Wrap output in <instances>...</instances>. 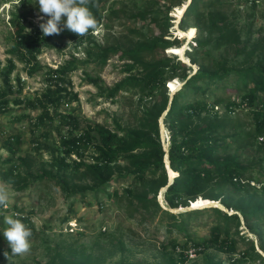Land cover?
<instances>
[{"label":"trees","instance_id":"trees-1","mask_svg":"<svg viewBox=\"0 0 264 264\" xmlns=\"http://www.w3.org/2000/svg\"><path fill=\"white\" fill-rule=\"evenodd\" d=\"M105 1L95 0V6L89 5L98 25H102L105 19L102 8ZM216 1L190 0L184 11L180 28L192 26L188 24L192 20L194 26L200 27L203 32L196 39L193 50L185 53L191 61L188 64L177 54L168 57L165 53L166 48L180 42L177 37H166L172 25L168 15L162 21L158 20L159 16H154L153 23L160 29L158 35L129 44L115 42L100 45L94 40L91 30L83 37L67 29L59 35L44 36L39 25L33 21L39 14L38 9L28 8V0H21L24 8L10 18L13 30L8 53L11 55L7 63L0 66V111L7 110L11 103L23 105L26 110H39L33 125L51 126L58 121L56 129L59 139L56 144L47 141L44 144L49 152L46 165L50 170L44 168L40 174L31 173L30 168L20 170L23 165L32 167L34 160L28 154L18 155L12 166L0 172L3 178L17 184L20 190L49 178L61 185L67 197H86L90 192L98 195L114 181L132 178V182L123 188L129 198V216L133 217L135 211L142 213L144 218L161 214L172 226L186 234L190 220L204 213L203 210L175 212L173 209L187 208L199 196L219 200L222 208L210 207L216 218L210 227L209 237L201 244L192 241L198 254L206 247L233 254L239 239H246L240 233L243 225L262 237L264 187L251 184L258 178L251 174L250 165L256 162L263 166L264 156L258 161H246L239 151L255 140L264 143V47L259 43L250 46L242 43L237 25L228 13L223 8H213ZM250 3L255 6L257 0H250ZM175 4L180 5V2ZM115 14L117 11L112 8L108 15ZM135 15L145 18L147 11L141 10ZM70 41L94 44L97 51L92 52L90 48L88 55L101 64L112 54H118L121 59L131 60L125 63V71L140 68L139 74L131 73L112 87L104 86L99 75L87 73L85 76L88 84L97 87V95L105 99L114 100L121 91L135 89L140 99L146 100L136 125L123 126L115 120V128H109L101 122L80 117L74 111L60 110L66 102L80 101L79 92L74 90L69 74L87 60L79 61L75 57L57 68L46 67L47 83L41 92H36L32 97L16 96L10 99L9 94L14 87L12 75L18 62L32 76L45 68L39 59L44 47L62 49ZM211 43L217 48L223 45L235 47L236 57L233 61L220 59L209 51L201 55L199 49ZM156 50L162 53V58L149 57ZM192 64L199 65L195 72H192ZM176 77L183 84L171 96L167 83ZM16 79L17 92L20 93L24 88L23 83L20 76ZM231 90L236 91V96L227 94ZM222 105L225 111L221 114ZM240 108L248 109L253 120L250 128L244 127L231 115ZM24 117H29V114L19 116ZM161 118L170 133L168 148L164 147L161 139ZM45 135L48 137L49 133ZM11 136H14V140H11ZM260 137H263V141H260ZM8 141L7 148L11 155L7 163L12 162L18 153L15 144L20 143V136L9 135ZM35 145L40 148L42 142ZM258 148L262 150L264 144H259ZM168 166L177 172L171 183ZM78 175L89 179L88 182L76 181ZM163 188H166L164 199L167 208L162 207L158 200ZM112 195L119 196L120 190L115 188ZM70 210L73 211L72 206ZM70 218L71 213L64 220ZM21 220L26 224L30 218L23 217ZM31 230L34 233L35 230ZM247 241L250 247L242 252L243 256L233 258L229 264H246V261L264 264V255L255 249L253 239ZM172 244L175 250L179 249L176 242ZM261 248L264 249V245ZM188 249L189 246H186L180 252L182 261L188 259ZM71 259L74 264H93L92 254L83 253L78 258L74 255ZM168 262L177 264L172 255Z\"/></svg>","mask_w":264,"mask_h":264},{"label":"rangeland","instance_id":"rangeland-1","mask_svg":"<svg viewBox=\"0 0 264 264\" xmlns=\"http://www.w3.org/2000/svg\"><path fill=\"white\" fill-rule=\"evenodd\" d=\"M186 1L106 0L102 5L105 14L104 22L102 25H98L94 32L91 31V34L100 45L114 44L115 42L129 44L141 38L147 39L158 35L160 29L156 23H153V18L159 16L158 20L162 21L168 15L172 25L169 27V35L166 37L170 39L177 37L180 42L179 45L174 46H185V53L188 50L191 52L197 42L196 39L201 37L203 32L200 27L194 26V21L190 20L188 24L196 28V36L188 41L186 37L178 35L177 28L180 27L181 19L177 22L175 9L184 5ZM177 2H180V5H176ZM216 2L217 4L213 5V8H223L228 13L231 20L237 25L242 43H247L249 46L259 43L264 47V0H257L255 6L250 3V0H217ZM23 8L21 0H0V66L5 65L7 58L11 55L8 53L11 46V31L13 30L10 18L13 13L19 12ZM28 8H36L39 11L36 0H28ZM112 8L116 9L117 14L108 15ZM145 9L147 11L145 18L135 15ZM33 21L39 25L37 17L33 18ZM70 42L72 43L68 42L62 49L44 47L39 59L45 68L32 76L27 73L24 65L18 62L17 69L12 75L14 87L9 94L10 99L16 96L32 97L36 92H41L47 83L46 67L57 68L60 64L75 57L79 61L87 60L85 63H80L79 67L69 74L74 90L79 92L80 101L70 102L69 106L64 104L60 110L74 111L80 117L101 122L109 128H115V120L123 126L136 125L146 100H141L135 89L121 91L114 100L105 99L97 95V87L88 84L85 81V76L87 73L92 76L99 75L104 81V86L112 87L131 73L139 74L140 68H136L132 72L125 71V63L131 62V60L121 59L118 54H112L104 64H101L88 55L90 48L92 52L97 51L94 44L88 41ZM199 50L201 55L209 51L216 58H225L230 61L236 57L235 47L223 45L217 48L214 43ZM165 53L168 57H171L173 53L176 54L170 52L168 48L165 49ZM178 55L185 61L180 54ZM162 56V53L156 50L149 57L162 58ZM192 66V72L199 68L198 64H192ZM17 76L21 77L24 87L20 93L17 92ZM179 80L183 84L180 78ZM1 85L4 87L2 82ZM167 87L170 90L168 83ZM219 92L221 93V91ZM227 94L234 97L236 91L231 90ZM224 111L225 106H220V113L222 114ZM25 114H29V117L19 118ZM38 114L39 110H26L23 105L19 106L15 103H11L7 110L0 111V172L12 166L18 155L26 154L32 156L34 165L32 167L23 165L20 170L25 171L30 168L33 174L42 173L44 168L50 170V167L46 165L49 160V152L44 144L46 141L49 144L58 142L59 135L56 129L58 121H55L51 126L35 127L33 122L36 121ZM231 115L238 119L244 127L252 126L253 120L248 109H237ZM46 132L49 133L48 137L45 135ZM63 132H66V128L63 129ZM11 134L19 135L20 143L15 144L18 148L15 159L7 163L6 160L11 155L7 148L8 138ZM169 134L167 124L164 120L161 121V139L165 148L170 143ZM38 142H42L40 148L35 145ZM259 144L264 143L255 140L249 147L241 148L239 152L242 159L258 161L264 156V148L260 150ZM250 166L251 174L258 178L251 184L263 188L264 165H257L256 162H253ZM75 180L85 183L89 179L78 175ZM131 182L132 178L119 179L114 181L106 191L99 192L98 195L90 192L86 197H67L61 185L52 179L45 178L20 190L17 189V184L3 178L0 173V183H4L9 192L7 205L0 208V264L9 262L4 253L6 251L11 253V248L3 236V229L6 227L5 216H12L16 219L29 217L30 220L26 222V225L35 230L31 237L30 251L21 256L11 257L12 264H74L71 258L74 255L78 258L83 253L93 255V264H173L168 262L171 255L177 264H216L217 262L229 264L233 258L243 256L242 252L250 247V243L247 241L249 238L253 239L255 249L264 255V249L261 248V245H264V223L261 225L262 237L243 225L240 233L244 234L246 239H239L233 254L206 247L202 253L195 255L192 241L201 244L209 237L210 227L216 218L215 213L210 209L213 206L199 208L204 213L190 220L187 227L188 234H186L172 226L169 220L162 217L161 214L144 218L142 213L135 211L134 216L130 217L129 198L123 188ZM115 188L120 190V195L110 196ZM158 200L162 207L167 208L162 190L158 194ZM191 205L192 203L189 207H192ZM71 206L74 212L70 210ZM189 209L198 208L185 210ZM70 213V219L73 220L74 226L70 225L68 220H64V217ZM22 222L24 223V221ZM242 223L244 224V221ZM173 242L177 243L179 249L175 250L172 247ZM186 246L190 248L189 257L182 261L180 252ZM245 263L263 264L259 261H246Z\"/></svg>","mask_w":264,"mask_h":264},{"label":"clouds","instance_id":"clouds-1","mask_svg":"<svg viewBox=\"0 0 264 264\" xmlns=\"http://www.w3.org/2000/svg\"><path fill=\"white\" fill-rule=\"evenodd\" d=\"M36 3L39 5L37 20L44 36L59 35L67 29L83 37L98 28V21L89 8V5L95 6V0H36ZM8 200V189L0 183V208L5 207ZM4 224L3 236L11 248V253L6 251L4 256L12 264L11 257L30 251L33 233L21 219L12 216H5Z\"/></svg>","mask_w":264,"mask_h":264},{"label":"bare ground","instance_id":"bare-ground-1","mask_svg":"<svg viewBox=\"0 0 264 264\" xmlns=\"http://www.w3.org/2000/svg\"><path fill=\"white\" fill-rule=\"evenodd\" d=\"M190 0H187L184 5L178 6L175 11H176V16H177V22L182 18L184 11L188 5ZM178 30V35L180 37H186L188 39V41H190L191 39H193L196 36V28L194 26H190L187 27L186 29H181L180 27L177 28ZM170 52H175L176 54H180L183 59L185 61H190V59L186 56L185 54V50L186 47L185 46H171L168 48ZM182 82L179 80V78H173L171 80L168 81V86L170 88V90H172V92L174 93L175 91H177L178 88L181 87ZM164 128V126H163ZM166 148H168V146L166 145ZM167 162L168 158L166 157ZM168 171H169V176H170V180L172 182L174 176L177 174V172L175 170H173L170 166H168ZM170 182V183H171ZM166 188L162 189V194L164 195V191ZM221 206L223 207L219 201L214 200V199H210V198H204L202 196H199L196 200L192 201V207H181V208H177V209H173V210H185L188 208H202V207H208V206Z\"/></svg>","mask_w":264,"mask_h":264},{"label":"built area","instance_id":"built-area-1","mask_svg":"<svg viewBox=\"0 0 264 264\" xmlns=\"http://www.w3.org/2000/svg\"><path fill=\"white\" fill-rule=\"evenodd\" d=\"M65 106H69V103L66 102V103H65ZM11 135H12V134H11ZM260 139H263V137H260ZM11 140H14V136H11ZM74 157H76V156L74 155ZM252 183H254V181H252ZM68 222H69L70 225H73V226L75 225L74 222H73V220H71V219H69ZM193 247H194V246H193ZM193 249H194V253H195V255H196L197 247H194ZM187 252H188V254L190 253V248H189V250H188Z\"/></svg>","mask_w":264,"mask_h":264},{"label":"water","instance_id":"water-1","mask_svg":"<svg viewBox=\"0 0 264 264\" xmlns=\"http://www.w3.org/2000/svg\"><path fill=\"white\" fill-rule=\"evenodd\" d=\"M187 62V61H186ZM188 63H190L191 64V61H188ZM172 94H173V92L171 91V96H172ZM162 120H163V118H161ZM167 158H168V155H167ZM168 161H169V159H168ZM170 179H169V183H170Z\"/></svg>","mask_w":264,"mask_h":264}]
</instances>
